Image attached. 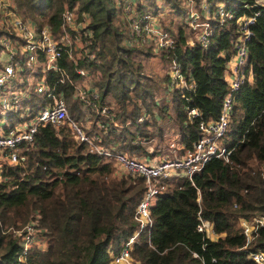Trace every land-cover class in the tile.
<instances>
[{"label": "trees", "instance_id": "obj_1", "mask_svg": "<svg viewBox=\"0 0 264 264\" xmlns=\"http://www.w3.org/2000/svg\"><path fill=\"white\" fill-rule=\"evenodd\" d=\"M201 1L196 0V6L204 18ZM209 1L213 9L223 1L232 15L222 20L210 17L214 31L204 44L189 40L198 27L191 25L185 0H132L131 10L157 14L159 24L173 37L171 44L154 46L130 39L125 0H15L22 15L33 18L38 28L50 25L54 33L67 25L66 6L90 14L93 33L83 37L89 39L95 57L76 59L64 47L59 57L64 69H49V81L65 94L71 115L83 122L85 101L74 91L86 77L77 67L89 68L94 76L88 78L100 91L94 102H113L108 112L120 124L112 127L109 115L88 103L93 115L109 125L98 134L106 145L145 155H154L148 147L153 139L163 148L174 132L192 146L200 137L202 119L219 115L237 18L258 9L247 40L252 78L235 91L222 137L232 149L228 159L211 158L192 179L176 175L167 180L151 209V230L142 231L133 244V264H256L248 249H264V225L245 248L239 224L240 217L264 214V7L254 5V0ZM154 57L160 66L151 62L148 69L143 59ZM173 64L187 85L173 82ZM43 99L34 91L28 102L37 109ZM191 107L198 112H190ZM144 111L148 115L140 119ZM15 116L19 114L9 119L16 122ZM21 152L25 160L6 166L0 180V264H110L111 252L138 228L136 207L145 191L144 178L118 175L114 163L78 142L68 125H41L33 141L22 143ZM37 213L49 246L43 250L33 245L22 254L21 237L12 228H20ZM201 218L211 221L216 232L212 238L199 230Z\"/></svg>", "mask_w": 264, "mask_h": 264}, {"label": "built area", "instance_id": "obj_2", "mask_svg": "<svg viewBox=\"0 0 264 264\" xmlns=\"http://www.w3.org/2000/svg\"><path fill=\"white\" fill-rule=\"evenodd\" d=\"M131 1L125 0L130 19V39L148 42L154 46L173 43V37L162 24H159L158 15L149 11H136L138 14H135V11L131 10ZM185 1L190 8L191 25L201 26L196 31V36L192 38V42L198 40L204 44L210 42L214 31L210 19L212 15H216L220 20L232 15L223 1H219L213 9L211 1L202 0L201 10L205 14L202 18L201 11L196 6V0ZM253 4L264 7V0H254ZM257 13L258 9H255L237 18V33L232 40L233 51L225 67L228 88L223 95L219 115L202 119L199 124L200 137L193 142L192 146L188 147L185 143L182 146L177 144L178 134L174 132L168 140L170 151L167 149L164 154L149 156L131 154L116 146L106 145L98 132H90L86 124L71 115L65 94L49 81V69H64L59 63L64 47L69 51V56L76 59L82 55L95 57L96 52L90 48L89 39L83 37L93 33V29L88 27L91 21L90 14L85 11L79 14L75 9L66 6L64 18L67 25L54 33L48 24L40 28L33 26L31 21L19 12L15 0H0L2 52L6 53L4 58H2V52L0 54V121L5 119V125L0 127V180L4 177L6 166L25 160L26 156L21 152V145L24 141H33L41 125L53 124L57 128L68 125L78 142L86 143L91 151L113 162L118 175L133 174L145 180V191L136 207L138 228L119 250L111 252L110 264H133V244L142 231L151 230L153 226L151 209L159 193L166 188L167 180L176 175H185L192 179L211 158L228 159L232 149L223 143L222 137L229 125L235 91L245 79L252 77L247 40L253 32L251 23L255 20ZM28 70H32L37 79L33 90L44 95V102L37 109H33L28 102L34 92L31 86L24 84L25 73ZM77 70L87 78L77 82L75 95L83 99L85 103L93 105L92 107L99 113L108 114L112 127H118L119 122L108 112L109 107L114 103L106 100L99 105L94 102L95 97L100 94L99 88L94 86L88 78L94 74L85 66H78ZM170 73L173 76V82L178 86L188 84L177 64L171 66ZM189 111L198 112L196 107H191ZM15 112L20 118L12 122L9 116ZM147 115L144 111L140 119H145ZM97 123L104 131L108 130L109 125L104 119L99 118ZM177 147H182L185 151L177 154ZM239 224L245 235L244 247L249 248L255 237V231L259 226L264 225V214L254 215L249 219L240 217ZM198 228L205 232L207 238H212L216 234L209 219L201 218ZM12 230L21 237L22 254H26L33 245L43 250L49 246V238L45 228L40 225L38 213L20 228L13 227ZM248 255L256 264H264V249H248Z\"/></svg>", "mask_w": 264, "mask_h": 264}, {"label": "crops", "instance_id": "obj_3", "mask_svg": "<svg viewBox=\"0 0 264 264\" xmlns=\"http://www.w3.org/2000/svg\"><path fill=\"white\" fill-rule=\"evenodd\" d=\"M252 76V75H251ZM252 78V77H251ZM94 119H96V123H94ZM2 121H4V119H1V121H0V123L2 122ZM97 121H98V117H96V116H94L92 113H90V112H88L87 114H86V116H85V123H86V126L87 127H89L88 129H91V130H93V128H94V132H99V131H101L102 130V128L101 127H99L98 126V123H97ZM5 125V121H4V124H3V126ZM0 127H2V126H0ZM1 131V130H0ZM92 131V132H93ZM177 136H176V142H177V144H179V145H183L184 144V142H183V140H182V137H181V135H180V133L179 132H177ZM185 145V144H184ZM168 146H169V142L168 143H166L165 144V146L163 147V148H160L159 147V144H158V142H157V140L156 139H153V141H152V143H150V145L148 146L149 148H150V151H152V152H155L154 153V155L153 156H155V155H161V154H164V153H166V152H164L163 150H165V148H167L168 149ZM169 150V149H168ZM127 151V150H126ZM170 151V150H169ZM185 151V149L183 148L182 149V147H177V150H176V153L177 154H182L183 152ZM139 155H145V154H139ZM149 156H151V155H149Z\"/></svg>", "mask_w": 264, "mask_h": 264}, {"label": "rangeland", "instance_id": "obj_4", "mask_svg": "<svg viewBox=\"0 0 264 264\" xmlns=\"http://www.w3.org/2000/svg\"><path fill=\"white\" fill-rule=\"evenodd\" d=\"M198 8V7H197ZM189 11H190V8H189ZM188 11V15H190V12ZM21 13V12H20ZM135 14H138L137 12H135ZM24 16V15H23ZM24 17H26L29 21H31V24L34 26V25H36V21L33 19V18H30V17H28V16H24ZM190 22H191V19H190ZM44 25H47V24H44ZM48 26V25H47ZM198 28H201V26H198ZM192 38H194V36L193 37H190L189 38V40H191ZM5 52L3 51L2 52V58H4L5 57ZM144 58V57H143ZM143 61L145 62V64H146V67L148 68V69H150L151 68V62H153V64H154V66L155 67H159L160 65H159V61H158V58L157 57H154V58H152V60H145V59H143ZM37 67H39V66H37ZM37 83V79H36V77H35V75H34V73H33V71L32 70H28L26 73H25V79H24V84H28L29 86H31V89H32V91H34L33 90V87L35 86V84ZM76 96V95H75ZM86 105H88L87 103H85V102H82V106H85V108H86V114L88 113V112H90V113H94L91 109H90V107H88V106H86ZM16 117V119H17V121H18V119L20 118L19 116H15ZM4 121H5V119H4ZM4 121H2L1 123H0V126H3V124H4ZM11 121L13 122V121H15V119L13 118V117H11ZM83 123L84 124H86L85 123V121H83ZM164 152H167V148H165V150H163ZM24 225V224H23Z\"/></svg>", "mask_w": 264, "mask_h": 264}]
</instances>
